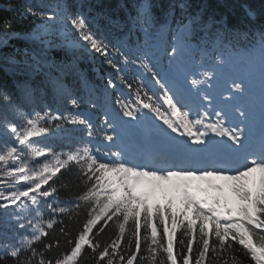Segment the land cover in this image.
Segmentation results:
<instances>
[{
  "label": "snow or ice",
  "instance_id": "obj_1",
  "mask_svg": "<svg viewBox=\"0 0 264 264\" xmlns=\"http://www.w3.org/2000/svg\"><path fill=\"white\" fill-rule=\"evenodd\" d=\"M153 7L142 0L129 21L145 37L153 30L171 36L164 49L167 69L147 40L144 47L107 42L82 4L37 0L35 6L26 5L25 14L42 23L27 34L35 48L4 56L6 71L25 79L16 81L19 99L0 92V209L5 210L0 264H205L210 251L213 264H242L235 243L254 264H264V129L257 141L247 110L229 103L243 92L242 83L233 81L235 91L229 90L222 106L214 105L208 93L214 73L204 71L197 79L182 63L185 54L200 52L203 58L250 38L264 54V25L247 31L230 27L227 15L217 19L206 2L194 6L190 0H174L158 25ZM248 16L255 20L256 13L249 9ZM20 37L18 32L0 34V47ZM57 50L72 59L57 60ZM78 51L101 58L113 70L103 104L94 94L85 100L65 83ZM216 59L224 63L221 55ZM50 87L72 108L87 103L100 108V114L25 111ZM109 90L121 96H110ZM124 117L137 123L150 117L161 121L155 127L168 147L145 150L143 144H132ZM61 132L68 150L55 152L50 142ZM62 169L73 172L84 187L72 207L61 206L59 189L70 187L57 178ZM73 223L79 224L74 236ZM110 224L116 237L104 240ZM178 230L183 231L177 241ZM61 237L69 248L48 255L60 249Z\"/></svg>",
  "mask_w": 264,
  "mask_h": 264
},
{
  "label": "trees",
  "instance_id": "obj_2",
  "mask_svg": "<svg viewBox=\"0 0 264 264\" xmlns=\"http://www.w3.org/2000/svg\"><path fill=\"white\" fill-rule=\"evenodd\" d=\"M154 5L152 8L153 14H165L168 11L169 5L174 2V0H150ZM45 3L52 2L55 0H44ZM190 2L197 6L201 3H207L209 6V11H215L217 19L221 15H227V21L230 27L239 28L242 31H247L248 26L260 27L264 25V0H190ZM31 3L33 6L37 4V0H0V34L5 32H18L21 34L20 38H13L8 41V45L5 47H0V92L7 91L14 99H19L20 93L16 86V81L23 80L25 77L13 76L6 71L4 56L11 54L15 49L19 48L21 50L28 48H35L36 45L27 38V34L30 33L36 26L42 23V19L38 16H32L30 14H25V7L27 4ZM69 4L74 7L77 4H82V11L86 13L89 17L96 18V23L98 24V34L104 37V39L111 43L117 44L123 41L129 46H132L134 40V34H142V31L138 29H132L129 17L136 15L137 5L141 3V0H68ZM252 10L256 13V18L253 20L248 16V10ZM198 10V7L195 8ZM177 15H179V9L177 8ZM5 21L8 22V26L5 25ZM54 41L61 43V38L59 36H54ZM74 38V37H71ZM53 55L57 60H71L72 57L65 55L63 50H57L53 52ZM76 67L68 70V74L65 76V81L67 84H80L86 87H92L98 92H102L105 88L109 74L113 70L105 63L102 62L101 58H94L89 52L78 51L77 52ZM17 59H21L22 56L17 54ZM41 77H37L36 81L39 82ZM54 97L52 88H48L45 94V104L41 99H37L34 105L25 106V111H31L32 107H35L37 111H43L45 109H52L53 102L49 101L48 97ZM86 105V103L82 104ZM72 107L69 106L67 113H73ZM65 128H72V125H64ZM64 133L61 132L58 136L53 137L50 142V146L55 152H60L61 150L67 151L65 142L63 140ZM7 139V138H4ZM33 140H43V137H35ZM36 159L43 160V157H38ZM11 163V162H10ZM2 164V162H0ZM71 168L72 165H69ZM60 183H69L70 187L68 189H59V198L64 201L61 206L72 207L73 203L76 202L75 198L80 195L84 187L75 179L73 172H69L67 169H62L61 173L57 174ZM57 178H54L56 180ZM51 183V182H50ZM4 209H0V231L4 230L3 224V213ZM12 211V208L9 209ZM68 222L67 217H59ZM83 219V215L79 218ZM79 228L78 223L72 224L73 236L76 234V230ZM51 231V230H50ZM116 229L111 226L106 229L105 234L102 236L104 240L115 239ZM183 230L177 231V241L181 238V232ZM162 234V233H161ZM141 235H144L143 228L141 229ZM127 238V234H126ZM60 249H53L50 256H56L59 252L66 251L69 246L64 242L61 237ZM214 241V238H213ZM213 241H210V248ZM124 245H121L123 249ZM178 247V245H177ZM235 248V255H237L242 261V264H254L249 256L246 255V250L242 249L238 243L233 245ZM174 250H176L174 248ZM141 252L144 253V242L141 244ZM196 254V244L193 245V256ZM163 259V255L159 257ZM179 259V257H178ZM140 257H138V261ZM85 264H95L92 260H86ZM205 264H213L211 259V251L209 253V258L206 260Z\"/></svg>",
  "mask_w": 264,
  "mask_h": 264
},
{
  "label": "bare ground",
  "instance_id": "obj_3",
  "mask_svg": "<svg viewBox=\"0 0 264 264\" xmlns=\"http://www.w3.org/2000/svg\"><path fill=\"white\" fill-rule=\"evenodd\" d=\"M238 61H239V58H235L234 59V63H233V68H231V71L232 72H227L226 74H223V76H216V78H220L221 79H218V80H222L219 84H216L215 85H212V89H216V94L214 96L215 99H220L221 102H223L224 100L228 99V93H229V89L228 87L230 86L229 85V82H237V83H242L243 86H244V90L242 92V94H244L245 98H248V90L246 89L247 87L249 88H252L254 87L255 84H260V80L264 77H254L253 75V72H252V75H251V71L254 70V67L252 63H254L252 61V59H249L248 60V63L247 66L244 67V69H242L240 67V64H238ZM244 72V73H243ZM253 76V77H252ZM244 77L248 78V80H245ZM216 78L214 77L212 80H210L211 82H213L214 80H216ZM262 83H264V81H262ZM264 95V94H262ZM261 95V96H262ZM231 101V100H230ZM262 107V105H261ZM263 108V107H262ZM245 109H247L245 107ZM264 109V108H263ZM248 112V111H247ZM254 117V116H253ZM129 120V118H126ZM147 121L146 123H140L141 121ZM142 118L141 121L139 123H137L136 121H130L132 124L136 125L137 127L140 128V132L143 133V137L146 136V133H147V127H152L153 129H155V131L158 133V135L161 136V134L159 133L158 129L155 127L156 125H161L162 126V122L159 121L158 119H154V118ZM150 122V124L148 123ZM166 128V126H163ZM166 142V140L164 141ZM193 147H196L195 145H193Z\"/></svg>",
  "mask_w": 264,
  "mask_h": 264
},
{
  "label": "rangeland",
  "instance_id": "obj_4",
  "mask_svg": "<svg viewBox=\"0 0 264 264\" xmlns=\"http://www.w3.org/2000/svg\"><path fill=\"white\" fill-rule=\"evenodd\" d=\"M155 37L156 36H153V35H149L147 38H145V44H146V40H147V47L150 49V50H152V51H154L153 50V48H155V46H156V44H158L157 43V41H155ZM54 39V38H53ZM56 43H58V42H56ZM225 51H222V53H224ZM223 55H225V54H223ZM235 55H239L240 57H241V62H243L244 60V58H252V57H254V56H256V57H259V58H261L262 60H263V63H264V54H262L261 53V50H260V47H259V45L257 44L254 48H245V49H242V50H240V51H238L237 53H233V54H230L229 56H228V58H226V59H224V58H222L223 60H224V63H218V65L216 66V68L217 69H222L223 68V66L222 65H225V63L228 61L227 59H229V58H231V57H234ZM204 57L205 56H203V58H202V54L200 53V52H193V53H191V54H185V56L182 58V63H183V65L185 66V68H186V66H188L187 68H190L189 66H191V64H197L196 66H194V68H190L189 69V71H191V72H193L194 70H196L197 69V67L198 66H203L204 64H207V65H205V67L207 68V67H209V63H207V62H205V60H203L204 59ZM261 60V61H262ZM190 61V62H189ZM230 61V60H229ZM252 61L254 62V60L252 59ZM240 62V63H241ZM204 63V64H203ZM255 63V62H254ZM161 67H163L164 69H167V67H168V62L167 63H165V64H162L161 63V65H160ZM261 67H259V68H261V69H264V64H261L260 65ZM219 67V68H218ZM256 67V66H255ZM132 72H134V70L132 71ZM252 72H253V75H254V77L253 78H255V77H258L259 78V76H257V74L254 72V70H252L250 73H251V75H252ZM131 75V74H130ZM256 79V78H255ZM125 91H127L126 89H125ZM114 96H117V97H119V96H121V93L119 92V91H115V93H114ZM127 99H133V97L132 96H127ZM99 110H100V112H101V109L100 108H98ZM84 114H87V115H89V116H92L93 118H94V112H91V111H85L84 110V112H83ZM127 123H126V125H125V128H126V131H125V136H129L128 135V133H130V134H133L135 131H138V127L137 126H134V125H132L131 123H129V121L128 120H126L125 119V117L123 118ZM129 138L131 139V140H133V135L132 136H129ZM105 143H107V142H105ZM222 223H223V221H222Z\"/></svg>",
  "mask_w": 264,
  "mask_h": 264
}]
</instances>
